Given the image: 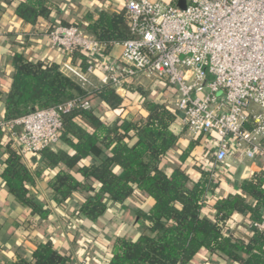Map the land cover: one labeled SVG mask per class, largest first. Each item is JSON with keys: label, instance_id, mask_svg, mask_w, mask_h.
Listing matches in <instances>:
<instances>
[{"label": "trees", "instance_id": "1", "mask_svg": "<svg viewBox=\"0 0 264 264\" xmlns=\"http://www.w3.org/2000/svg\"><path fill=\"white\" fill-rule=\"evenodd\" d=\"M16 12L31 26L45 21V35L57 25L82 27L106 45L109 54L129 38L125 11H88L77 20L55 23L52 14H62L58 4L25 0ZM19 39L12 47L22 44ZM27 47L10 50L13 71L7 75L6 89L0 83V121L76 98L89 107L63 116L59 143L31 160L32 168L0 127V188L14 207L26 210L18 218L20 228L37 234L36 250L27 256L19 247L7 264H75L73 254L60 248L54 237L38 240L53 218L38 197V181L45 182L51 204L67 212L63 222L73 230L69 234L82 264H96L97 256L89 254L94 242L110 247L103 264H193L205 251L233 264H264V233L254 226L264 221V170L243 180L238 192L218 198L208 212L223 174L201 166L207 154L205 136L180 146L172 126L183 117L168 103V87L151 91L131 85L126 98L109 85L86 91L62 73V63L29 58ZM72 62L86 67L80 52ZM191 169L198 179L191 177ZM71 200L76 201L74 208L68 206ZM242 218L250 222L246 238L235 231ZM115 223H124L126 232L106 245Z\"/></svg>", "mask_w": 264, "mask_h": 264}, {"label": "built area", "instance_id": "2", "mask_svg": "<svg viewBox=\"0 0 264 264\" xmlns=\"http://www.w3.org/2000/svg\"><path fill=\"white\" fill-rule=\"evenodd\" d=\"M186 2L182 10L178 0H125L129 38L115 44L119 57L79 26L57 25L48 38L67 58L62 73L86 91L168 87L191 139L206 137L202 167L221 170L233 153L264 163V0ZM78 52L85 69L72 62ZM79 107L89 104L76 98L0 127L26 160L54 148L63 116ZM254 226L264 233V221Z\"/></svg>", "mask_w": 264, "mask_h": 264}, {"label": "crops", "instance_id": "3", "mask_svg": "<svg viewBox=\"0 0 264 264\" xmlns=\"http://www.w3.org/2000/svg\"><path fill=\"white\" fill-rule=\"evenodd\" d=\"M25 0H0V80L1 85L6 89L7 75L13 71L10 61V50L22 51L20 48L28 44V56H37L50 62L58 61L65 63L67 58L64 54L51 47L48 35H45L46 22L40 21L36 26L25 24L24 21L17 17L16 9ZM61 7L62 14H52L51 21L59 23L60 20H77L88 11L99 13L100 11H109L113 13H121L125 11V0H49ZM62 15V16H59ZM19 46L12 47L17 38ZM122 52L120 45L112 47L111 55L119 57ZM61 64V65H62ZM78 65V64H77ZM124 93L120 92V95ZM3 106L0 103V115ZM119 114V113H118ZM173 132L180 136V146L186 147L191 142V137L183 128L182 123H176L172 126ZM37 156H29L25 162L29 168H32L31 160ZM249 170L247 178L255 173L264 170V163L261 160L250 161L244 157L232 154L227 163L221 169L223 176L221 189L216 191V196L208 202V212H212L213 203L221 196H227L230 193L238 192L237 186L245 180V174ZM191 177L196 180L199 175L195 170L189 171ZM45 182L38 181V197L41 201L48 204L52 212L51 224L45 226L44 231H40L38 240H46V236H52L58 243L60 248L66 249L73 254L75 264H82V255L77 254L70 232L64 225L66 213L60 207L51 204L45 188ZM70 208L76 206V201L71 200L68 203ZM26 213L24 209H18L13 206L9 198L0 188V264H7L15 258V252L21 248L27 256H30L36 250L37 244L34 240L36 233H27L20 228L18 218L23 217ZM115 215V214H114ZM113 232L106 235V245L114 242L115 238L126 232L127 226L124 223L112 224ZM235 231L240 233L244 238L250 235V222L246 218H242L235 226ZM44 232V233H43ZM94 251V252H93ZM90 256L96 257V264H103V260L110 257V247L100 242H94ZM96 255V256H95ZM94 259V258H93ZM89 264H93L92 261ZM193 264H233L224 257H212L208 252H202Z\"/></svg>", "mask_w": 264, "mask_h": 264}, {"label": "rangeland", "instance_id": "4", "mask_svg": "<svg viewBox=\"0 0 264 264\" xmlns=\"http://www.w3.org/2000/svg\"><path fill=\"white\" fill-rule=\"evenodd\" d=\"M135 86L136 87H143L144 89H147V90H156V88H155V86H153V84L152 83H145V82H143L142 84H135ZM121 94H122V92H121ZM120 95V94H119ZM121 96V95H120ZM121 97H123V98H126V94H123V96H121Z\"/></svg>", "mask_w": 264, "mask_h": 264}, {"label": "water", "instance_id": "5", "mask_svg": "<svg viewBox=\"0 0 264 264\" xmlns=\"http://www.w3.org/2000/svg\"><path fill=\"white\" fill-rule=\"evenodd\" d=\"M177 5H178V7H179L180 9L185 10L186 7H187V2H186V0H178ZM179 112H180V111H179ZM180 113H181V112H180ZM181 115H182V117H184L182 113H181ZM248 173H249V170H247V172H246V174H245V176H244L245 179H247Z\"/></svg>", "mask_w": 264, "mask_h": 264}]
</instances>
